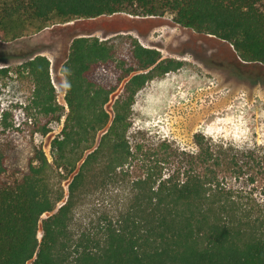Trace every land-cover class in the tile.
<instances>
[{"label": "trees", "instance_id": "16d2710c", "mask_svg": "<svg viewBox=\"0 0 264 264\" xmlns=\"http://www.w3.org/2000/svg\"><path fill=\"white\" fill-rule=\"evenodd\" d=\"M119 12L171 13L264 64V0H0V35ZM125 38L128 57L110 39H73L61 68L68 111L48 55L0 66V82L32 83L19 99L20 119L0 100V264H264V145L240 149L202 133L197 152L168 140L155 148L133 142L136 95L185 62ZM63 119L52 165L36 136ZM140 162L145 174L135 176ZM63 175L71 178L68 193ZM250 185L261 187V198ZM113 186L126 192L112 194L120 196L112 212L100 207L87 220L91 198L100 204Z\"/></svg>", "mask_w": 264, "mask_h": 264}, {"label": "rangeland", "instance_id": "374dc122", "mask_svg": "<svg viewBox=\"0 0 264 264\" xmlns=\"http://www.w3.org/2000/svg\"><path fill=\"white\" fill-rule=\"evenodd\" d=\"M82 35L115 41L120 54L127 57L130 50L125 37L132 35L144 45L160 49L164 57L185 62L180 69L150 80L136 95L129 133L133 142L141 141L146 147L155 148L168 140L181 149L197 152L195 135L202 133L215 142L240 149L264 145V64L243 60L229 41L182 26L171 13L143 16L119 12L68 22H49L43 29H30L17 38L0 35V66L16 67L34 54L48 55L59 102L68 111L67 85L61 68L73 39ZM31 88L32 83L26 77L23 81L1 79L2 107L13 109L17 113L16 119H20L19 99H25ZM115 96L113 94L112 101L106 105L110 111ZM63 125L64 119L54 123L48 134L36 136L52 165L53 140ZM133 172L135 176L145 174L142 162ZM65 177L59 178L63 179L62 185L68 193L71 178ZM119 187L121 190L118 191ZM260 189V186L254 188L259 198ZM117 191L122 197L126 189L111 187L98 200L103 206L96 204L92 197L82 214L91 221L100 207L105 213H111L120 197L112 196Z\"/></svg>", "mask_w": 264, "mask_h": 264}, {"label": "built area", "instance_id": "2783aa9c", "mask_svg": "<svg viewBox=\"0 0 264 264\" xmlns=\"http://www.w3.org/2000/svg\"><path fill=\"white\" fill-rule=\"evenodd\" d=\"M110 111V110H109ZM111 112V111H110Z\"/></svg>", "mask_w": 264, "mask_h": 264}, {"label": "water", "instance_id": "95a60500", "mask_svg": "<svg viewBox=\"0 0 264 264\" xmlns=\"http://www.w3.org/2000/svg\"><path fill=\"white\" fill-rule=\"evenodd\" d=\"M57 210V209H56Z\"/></svg>", "mask_w": 264, "mask_h": 264}]
</instances>
